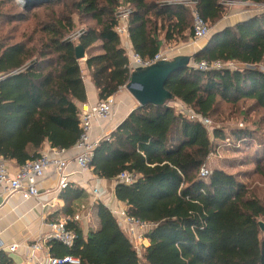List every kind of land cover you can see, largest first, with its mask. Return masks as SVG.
Listing matches in <instances>:
<instances>
[{
    "label": "trees",
    "instance_id": "16d2710c",
    "mask_svg": "<svg viewBox=\"0 0 264 264\" xmlns=\"http://www.w3.org/2000/svg\"><path fill=\"white\" fill-rule=\"evenodd\" d=\"M162 1L50 0L14 11L15 0H0V157L22 165L35 159L46 142L65 150L76 143L81 132L77 104L86 101L77 45L84 52L96 45L102 50L85 60L99 99L128 82L127 56L114 30L120 5L132 7L128 34L141 57H153L166 43L187 42L193 31L190 7ZM196 1L210 27L228 13L225 0ZM29 21L18 33L19 24ZM79 25L83 32L69 41ZM192 60L233 62L236 68L183 67L164 85L173 101L207 117L239 110L247 119L258 112V126L228 133L214 126L210 136L201 123L168 105L135 107L98 142L89 165L99 177L115 178L124 171L135 176L131 184L117 182L114 195L129 215L150 223L148 245L138 254L111 210L98 201V227L82 234L67 221L77 234L73 246L51 240L50 253L76 256L80 264H264V232L258 224L264 222V134H257L264 124V10L212 32ZM226 138L233 145L254 142L246 161L253 169L214 168L201 178V166L217 141ZM241 174L256 176V183ZM82 193L67 187L61 196L70 202Z\"/></svg>",
    "mask_w": 264,
    "mask_h": 264
},
{
    "label": "built area",
    "instance_id": "2783aa9c",
    "mask_svg": "<svg viewBox=\"0 0 264 264\" xmlns=\"http://www.w3.org/2000/svg\"><path fill=\"white\" fill-rule=\"evenodd\" d=\"M17 3L22 0H15ZM162 2L181 3L187 5L191 9L193 31L190 38L191 43H197L200 40L207 39L211 34V27L208 22L204 20L195 8L196 0H163ZM225 6H232L234 4L246 5V6H264V3H253L248 1H236L225 0L223 2ZM132 13V7L129 5H120L116 12V25L114 27L118 36H127L128 34V17ZM83 32L82 28L77 30L74 34L69 35V41L73 40ZM169 50H163L157 52L151 58H143L133 50L126 52L127 63L126 67L129 72L133 71L136 67H146L155 63L158 60L168 58ZM189 67L197 69L203 72L209 70H219L222 68L235 69L236 66L233 62L224 63L222 61H191ZM126 89L125 85L119 87ZM115 104V96L110 95L104 99L98 100L94 104L83 103L78 109L79 128L81 130L80 135L76 143L71 147L76 150L74 155V161L76 166L81 171L90 169V161L93 156L94 148L97 146L101 139H107L109 136H103L100 139H90V132L94 121L109 120L113 107ZM174 108L175 112L191 121H197L201 123L209 135L212 136L213 124L209 117L204 116L196 112L191 106L185 104L182 101H171L167 104ZM242 126V124H240ZM225 145L230 144V139L224 140ZM65 149H59L55 147H48L39 151V155L32 160H27L22 165H19L13 174L10 173L6 164V160L0 157V198L7 199L14 193H21L25 199L38 198L40 190L38 189L39 179L42 178L49 169L52 170L58 176V189L64 190L69 186L66 168L69 163V159L64 156ZM212 153L209 154V156ZM208 156V158H209ZM207 158V159H208ZM211 170L208 169L206 163L203 164L199 171L201 178H206L210 174ZM135 176L127 171L118 174L115 179L117 182L125 184H131L134 181ZM92 194L95 198H98L100 191L97 188L92 189ZM116 218L118 224L123 229L125 234L131 241L133 248L137 251L139 245L145 246L146 241L145 233L148 230L150 223L141 221L126 212V207L121 206L111 211ZM78 218V216H75ZM49 231L42 236H39L34 241L28 244V256L27 261H37L38 253L42 246L46 245L49 241L55 240L66 247L73 246L77 234L73 229L67 227V219H61L59 221H53L48 223ZM148 243V242H147ZM17 248V244L13 243L8 247L10 251H14ZM138 252V251H137ZM42 264H80L78 257L73 255L55 256L52 253H47V258Z\"/></svg>",
    "mask_w": 264,
    "mask_h": 264
},
{
    "label": "crops",
    "instance_id": "0c3cea01",
    "mask_svg": "<svg viewBox=\"0 0 264 264\" xmlns=\"http://www.w3.org/2000/svg\"><path fill=\"white\" fill-rule=\"evenodd\" d=\"M231 7L230 15L227 13L223 16L219 20L220 22L216 23L215 29L211 28L213 30H211V33L238 21L245 20L262 11L249 14L250 12L247 10L240 9L239 4H234ZM119 38L125 54L128 50H133L129 34L127 36H119ZM206 42L207 39L200 40L195 44L190 41L181 44L166 43L163 44L160 51L169 50L171 54H168V58L175 55H192L200 50ZM101 52L102 50L99 48V45H96L86 50L85 58L80 59L86 91V101L84 103L94 104L100 100L98 90L85 66V60L88 55H96ZM113 95L115 96V104L112 115L109 120L93 122L90 132V139L92 140L109 136L127 114L139 106L137 101L124 88L118 89ZM82 104H77L78 109ZM48 147L50 145L46 142L40 150ZM75 153V149L69 148L65 150L64 156L69 159L66 168V173L69 175L68 187L82 189L83 193L79 198L67 202L61 196L64 190L58 189V176L51 169L39 179L38 189L40 190V195L38 198L25 199L19 192L14 193L6 200L0 198V264H42L47 258V253L50 252L48 243L40 249L37 261L30 262L26 259L29 253L27 246L36 238L49 231L48 223L65 218L67 221L75 223L81 229L82 234H87L89 230H95L99 224L94 209L96 202H102L111 211L124 206L114 195V188L117 184L116 179L99 177L93 173L92 168L81 171L74 161ZM6 164L11 174L19 166L15 160H6ZM93 188H97L100 191L98 198H95L92 194ZM75 216H78V218H75ZM147 242L145 246L148 245ZM13 243L17 244V248L14 251H10L8 247Z\"/></svg>",
    "mask_w": 264,
    "mask_h": 264
},
{
    "label": "rangeland",
    "instance_id": "374dc122",
    "mask_svg": "<svg viewBox=\"0 0 264 264\" xmlns=\"http://www.w3.org/2000/svg\"><path fill=\"white\" fill-rule=\"evenodd\" d=\"M15 3L17 5V9H14V11L21 10L18 3L16 1H15ZM226 7L228 8V13H229L230 9L232 7L229 5H227ZM240 7H241L240 9L247 10L248 12H250L249 14H252L254 12H258L260 10H262V11L264 10V6H261V5L260 6L259 5H257V6L241 5ZM229 15H230V13H229ZM30 24H31V21L21 22V24H19V26H18V30H19L18 33H20L24 29L27 30V28L30 26ZM2 26H3L4 30L7 29V26H5V25H2ZM215 27H216V24L211 28L215 29ZM81 28H84L83 25H79L72 34H74L77 30H80ZM190 38L187 42L190 41ZM75 39L76 38H74L73 40H75ZM179 44H181V43H179ZM168 54L170 55L171 52L169 51ZM191 61H193V60H191ZM228 107L229 106L224 105V104L221 106V108L225 109L226 111L230 110V107L229 108ZM258 117H259V113L254 112V113H250L246 119L240 114V112L238 110L237 112H234L231 116L230 115L226 116V114H224L222 116L212 115L209 118H210L213 126L223 127L226 130L225 133H228V131H230L231 129H234L235 127H245L246 126V127L251 128V129L257 127L258 124L255 121L258 119ZM240 124H242V126H240ZM260 133L264 134V124L260 125V129H259V132L257 134L260 135ZM257 143L258 142L256 140V144ZM216 144H218L216 151H212V155H210L206 161V165H207L209 170L214 169V168H222L228 172L241 173V172L249 171V170L253 169V164H247L246 163V161L250 160V157H251V155L254 151V148H255V144L253 141H248V145L244 142H239L236 144L234 143V145L232 144V142H230L229 145L228 144L225 145L223 143V141H217ZM241 177L244 179V181L251 183V184L256 183V180H257L256 176L249 178L246 176L244 177V175L241 174ZM142 247H143L142 244L138 246V248H137L138 254H141Z\"/></svg>",
    "mask_w": 264,
    "mask_h": 264
},
{
    "label": "water",
    "instance_id": "95a60500",
    "mask_svg": "<svg viewBox=\"0 0 264 264\" xmlns=\"http://www.w3.org/2000/svg\"><path fill=\"white\" fill-rule=\"evenodd\" d=\"M48 1L50 0H22L18 5L21 9L29 10L36 4ZM192 55H175L158 60L146 67L134 68L130 72L128 82L125 84L126 90L137 101L139 106L148 104L156 106L167 105L174 100V97L164 87L166 80L172 73L189 66ZM75 57L78 60L85 58V52L81 45L76 46ZM258 224L264 232V222L260 220Z\"/></svg>",
    "mask_w": 264,
    "mask_h": 264
}]
</instances>
